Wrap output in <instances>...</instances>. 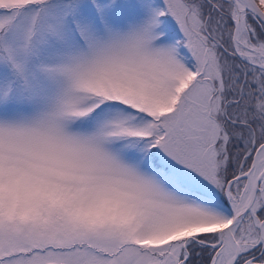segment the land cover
Wrapping results in <instances>:
<instances>
[{"label": "snow or ice", "instance_id": "obj_1", "mask_svg": "<svg viewBox=\"0 0 264 264\" xmlns=\"http://www.w3.org/2000/svg\"><path fill=\"white\" fill-rule=\"evenodd\" d=\"M0 264H264V0H0Z\"/></svg>", "mask_w": 264, "mask_h": 264}]
</instances>
